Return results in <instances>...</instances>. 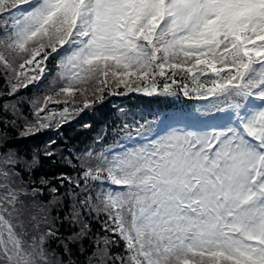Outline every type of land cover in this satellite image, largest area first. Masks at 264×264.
<instances>
[{"label":"snow or ice","instance_id":"obj_1","mask_svg":"<svg viewBox=\"0 0 264 264\" xmlns=\"http://www.w3.org/2000/svg\"><path fill=\"white\" fill-rule=\"evenodd\" d=\"M0 81V264H264V0H0Z\"/></svg>","mask_w":264,"mask_h":264},{"label":"trees","instance_id":"obj_2","mask_svg":"<svg viewBox=\"0 0 264 264\" xmlns=\"http://www.w3.org/2000/svg\"><path fill=\"white\" fill-rule=\"evenodd\" d=\"M0 83H2V81H0ZM28 95H31L32 93V88H28ZM66 132H68L69 134L75 136L77 139H80V140H83L85 139L86 137L88 136H91L92 133H88V132H82L79 130V125L78 123H73L71 124L68 128H66L65 130ZM47 137L46 136H38L36 137L35 141H30L31 142H41L43 141L44 139H46Z\"/></svg>","mask_w":264,"mask_h":264},{"label":"rangeland","instance_id":"obj_3","mask_svg":"<svg viewBox=\"0 0 264 264\" xmlns=\"http://www.w3.org/2000/svg\"><path fill=\"white\" fill-rule=\"evenodd\" d=\"M28 88H32L31 95L34 94V93L37 94V95H39L40 92L42 91V87H40V88H33L31 85H29Z\"/></svg>","mask_w":264,"mask_h":264}]
</instances>
